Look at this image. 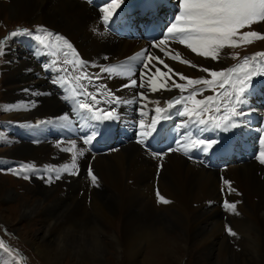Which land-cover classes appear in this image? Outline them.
I'll return each mask as SVG.
<instances>
[{
	"label": "bare ground",
	"instance_id": "obj_1",
	"mask_svg": "<svg viewBox=\"0 0 264 264\" xmlns=\"http://www.w3.org/2000/svg\"><path fill=\"white\" fill-rule=\"evenodd\" d=\"M8 1L0 10V15L7 18L6 23L13 20L32 23L42 21L40 24L62 34L74 49L75 55L69 58L77 55L80 62H88L93 73H100L102 79L97 81L99 88L96 93L102 98L108 93L121 98L118 111L124 119L139 125L136 133L141 134V128L142 134L147 131L152 120L159 114L155 110L167 106L173 95L184 96L187 107L192 102L187 98L190 92L205 86H189L186 80L169 73L167 68L152 57L159 56L175 73H182L192 79H211V76L182 61L216 70L225 69L230 62L226 51L228 46L219 50L217 60H212L192 53L178 40L159 44L158 39L153 45H148L139 38L134 41L118 39L105 31L101 23L104 13L97 7L90 6L86 0ZM171 1L177 5V0ZM125 3L123 1L122 5ZM6 49L7 55L4 56L0 69V94L4 101L1 110L5 112L3 117L7 119L0 120V127L4 129L9 125L7 121L22 120L28 127L36 128L41 121H53L65 114L69 116L67 107L59 99L58 91L47 78L41 76L39 66L25 57L23 48L13 44ZM172 55H177V59L172 60ZM145 56L150 60L144 62L146 67L141 68V61ZM128 58H134L138 63L121 68ZM129 67L134 74L129 75ZM156 68L167 75L160 76L155 71ZM141 72L143 88H121L122 84H130L131 79H137V83H141ZM153 81L158 86L165 85L169 90L158 88L153 92ZM174 82L184 84L185 90L181 92L176 89ZM204 88L202 93L206 91ZM24 89L40 94L32 95L23 91ZM171 91L176 93L170 94L166 99L157 101L154 98L158 93L163 96V93ZM140 92L144 96L138 95ZM251 94L249 93L248 103L244 107L246 116L241 117L239 126H243V122L254 121L248 118L252 114L260 115V120H264V107H260L255 97L254 100L250 98ZM203 95L204 93L199 99H203ZM125 100L133 102L125 104ZM30 101H35V104ZM12 105L15 107L10 108ZM193 107L197 106L187 108ZM184 118L191 121L187 116ZM204 119L209 126L207 117ZM141 120L143 125L139 123ZM256 130L249 129L251 133ZM195 133L198 134V131ZM11 135L12 137H7L10 144L19 142ZM221 142L225 143V140ZM187 143L190 145L191 142ZM81 147L83 146L78 141L75 148L70 141L38 144L19 142L13 150L8 151L11 159L36 164L41 167L39 171L47 168L55 174H61L62 178L55 188H48L40 180L36 181V185L28 189L32 197L20 195L16 188L8 186V180L12 179L0 175V204L5 205L4 216L1 215L0 220L17 225L15 231L20 233L25 223L39 221L38 230H23V233L47 263L63 264V259L71 255L78 263L88 260L90 264H109L106 255L110 247L118 259L124 256L133 263L157 264L156 254L161 247L168 245L172 252L169 258L178 263L187 254V251L180 254V250L196 247L195 258L199 262L204 261V264H264V256L261 254L264 252V244L260 235V231H264V167L260 166L257 159L245 162L239 158V163H233L235 160L231 159L221 178L219 171L207 169L175 151L167 152L164 158L154 157L142 146L130 143L120 150L97 157L85 149V154L81 157ZM65 148L70 151H63ZM261 151L264 150L258 144L257 156ZM73 156L77 157L75 168L72 166ZM66 165L76 174L64 171ZM89 167L98 178L96 185L92 184L88 175ZM225 180L231 181V186L225 184ZM230 188L236 191H230ZM157 191L170 202H160ZM225 199L239 201L236 204L239 215L228 210L226 222L228 224L231 220V224L236 227L235 231L242 230L246 236H243V250L240 253L231 249L224 232L226 225L221 203ZM8 200L14 202L6 204ZM159 207L164 209L161 211ZM88 209L92 211L87 212ZM7 210L9 215H6ZM92 224H96L98 229L95 230ZM239 247L241 248L240 245ZM158 256L165 257L163 262L169 261L163 253Z\"/></svg>",
	"mask_w": 264,
	"mask_h": 264
},
{
	"label": "snow or ice",
	"instance_id": "obj_2",
	"mask_svg": "<svg viewBox=\"0 0 264 264\" xmlns=\"http://www.w3.org/2000/svg\"><path fill=\"white\" fill-rule=\"evenodd\" d=\"M123 0H107V2L101 7V12L104 13L102 16L105 24H108L111 20L114 19L115 13L117 9L122 5ZM154 3V0H145V6L151 7ZM257 24H264V0H177V14L174 19L170 21L169 26L167 27L165 33L163 34V38L158 41L159 44H165L166 41L171 38L172 40H178L181 45H184L189 49L192 53L200 57L211 58L212 60H217L219 58V50L225 48L226 46H237V42H250L249 38H260L264 39V32L258 31H248L241 32L240 30L245 27H251ZM40 33H44L45 35H40ZM28 35L29 37L34 38L39 45H42L45 48L49 47L47 43V37L56 36L57 40L64 39L59 36V34H53L43 26H39L35 31L29 29H17L10 33L12 37H16L17 35ZM5 42L0 41V45H3ZM155 43V42H154ZM65 44L67 48L72 49L73 46L65 40ZM74 51V49H73ZM160 51H163L161 49ZM7 55V49L5 47H0V57ZM54 55V53H53ZM139 55V54H138ZM151 56V54H149ZM178 55V54H177ZM177 55H172L171 59L176 60ZM264 55V53H255L253 57L245 56L244 62L245 65L248 63L250 59H254L255 57H260ZM156 59L159 64L163 65L164 68H167L169 73H174L176 76H179L181 80H186L189 86H194L198 84H203L205 86H211L214 83L217 84L218 88L223 90L222 92H217L215 95L223 96L226 99L223 100V110L226 115L222 116V120L215 121L212 123L211 130H222L228 131L231 128H236L241 123V117L246 116L244 112V107L248 103V95L252 90L253 83L252 78L255 72V69H246L245 65H239L237 68H226L221 70H216L208 67H203L192 64L190 61H182L183 63L190 64L193 68H200L205 73H209L211 79L200 78V79H192L189 78L182 73H175L174 69H172L169 65L165 64L163 59L159 56L152 57ZM68 61H65L67 63ZM75 63V61H73ZM56 64V61L50 60L48 62V66L45 67V71H52L51 65ZM90 66L88 62H80L81 69ZM143 60L141 61V68L146 67ZM103 71V70H102ZM155 71L160 76L167 75L160 68H156ZM129 75L134 74L132 72L131 67L128 69ZM228 73L229 75H225ZM233 73H236V80H232ZM143 72H141V83H137V79H131L130 84H122L121 88H127L129 86L133 88H143L144 84L142 82ZM217 78H220L219 80ZM63 77L60 75V69L56 70V73L53 76L52 82L57 84L58 81L62 80ZM89 84L90 86H95L92 81L93 79H102L100 73H91L88 74ZM227 85V87H226ZM58 87H63L62 84H57ZM106 87V86H104ZM174 87L176 89L181 90L183 92L185 90V85L181 83H175ZM158 88H162L165 90H169L165 85H157L155 81L151 83V90L153 92L157 91ZM231 89V92L228 89ZM25 92H30L32 95H38L37 93L31 89H24ZM81 95L84 97L81 99H73V103L77 104L80 109L84 110L88 115L85 118L89 122V130L86 135L80 137L83 141L84 145H89L95 138L99 137L103 134L100 125L105 122H110L114 120H119L120 116L117 113L116 116H113L112 113L116 111V107H118L121 103V98L116 97L113 93V98L107 101L97 100V95L99 93H88L86 90L81 89ZM108 91H111L110 89ZM202 94V90L193 89L190 95L187 97L192 100L194 106L203 105L204 108L212 107L213 105L208 103L213 101V96H206L203 99H196V95ZM50 94V93H49ZM140 96H144L143 92L138 93ZM90 97V100H89ZM65 100H68L69 97L65 96ZM183 97L177 98L176 103L179 104ZM88 101V102H85ZM132 100H125L123 103L130 104ZM30 103L35 104V101H30ZM106 103V108H101L100 105ZM116 105L115 107L113 105ZM169 108L172 107V101H168ZM215 110L217 113H221V103H215ZM10 108H14L15 106H9ZM197 107H193L191 109L185 107L183 111H178L177 115L181 117L187 116L191 121V125L187 122L184 123V131L181 135L193 136L194 133L189 132L188 129L190 127H195L196 130L200 133L208 131V122L203 118L194 119V115L197 112ZM75 111V109H73ZM156 112H162L163 110L157 108ZM200 111H204V109H200ZM96 112H101V115H96ZM70 117L65 114L56 120L53 121H41V124L44 123H60L62 127L66 126L65 122H69ZM143 125V121L139 122ZM156 121L153 119L151 122L152 130L155 131ZM147 135H151L148 133ZM137 142L141 143L147 149L148 145L145 139L140 138V133H137ZM70 143L75 148L77 146L76 140H71ZM177 145H180V139L175 141ZM196 145L195 150L204 154H208L212 147L217 145L219 141L217 139H208L201 138L199 136L193 141ZM260 143L264 144V136L260 138ZM177 148L169 147L167 151L174 152L177 151ZM63 151L68 152L69 149L65 148ZM85 154V148L81 147L79 149V155L82 157ZM154 157L165 155L166 153H160L153 151L151 153ZM187 154V153H186ZM189 158H192L189 156ZM261 165H264V151H261L259 155L256 157ZM73 168H75L77 157L73 156L72 158ZM22 168L25 166L22 165ZM26 171L35 174V169L31 167L25 168ZM64 171L69 172V174H76L71 172L67 165L64 168ZM19 174V173H17ZM88 175L91 177V182L93 185L97 184V177L92 173L91 167L88 169ZM42 179L44 177H41ZM52 177L49 176L48 179ZM61 174L59 172L56 173L55 179H61ZM24 179H30L29 175H25ZM225 184L231 186V181L225 180ZM223 193V189L221 190ZM230 191H236L235 189H231ZM239 195V193H237ZM160 202L165 204L169 203L167 199L163 195L160 194L159 191L156 193ZM211 203V202H209ZM239 201H229L225 199L223 201V207L225 210H230L235 214L239 215L238 211H236V204ZM226 230L232 236H236L235 233L230 227L226 226Z\"/></svg>",
	"mask_w": 264,
	"mask_h": 264
},
{
	"label": "rangeland",
	"instance_id": "obj_3",
	"mask_svg": "<svg viewBox=\"0 0 264 264\" xmlns=\"http://www.w3.org/2000/svg\"><path fill=\"white\" fill-rule=\"evenodd\" d=\"M0 1L2 2V5H0V10L3 8V7H1V6H3V4L5 5V4L9 3L8 0H0ZM0 17H1L0 18V35H2L3 33H6V32H13L15 30V25H17V24L18 25H26V26H30L33 28H38L39 26H44L43 24H40V22H42V21L32 23V22H28V21H15V20H13V21H9V23H6L7 18L5 16L3 18V16H1V15H0ZM240 31L241 32H248V31L264 32V24H257V25H253L251 27H245L244 29H242ZM8 37L12 38L11 35H8ZM249 39H250V42H242V41L238 40L237 46H228L227 47L226 51H227L228 57L230 59V62L225 66L226 68H237L238 69L239 65H245V62L243 59L245 56L253 57V55L255 53H264V39H260V38H249ZM0 41H4V40L0 39ZM11 41H12L11 39L6 41V42H8V46L14 44ZM74 55H75V53L72 50L70 56H74ZM144 58L142 59L143 62H145V63L149 62L150 59H148V56L145 59ZM3 60H4V57H0V69L3 65ZM67 61H68L67 63H64L62 65V68L64 69V72H65L67 77L76 78V77L82 76L84 74H89V72L87 71L88 67L81 69L80 61L77 59V55H76V57L69 58ZM73 61H75V63H73ZM134 64H136V63H132V65H134ZM245 68L246 69H255V72L257 73V74L253 75L252 83L254 80H256L258 78H263L264 77V55H262L260 57H255L254 59H250L248 61V63L245 65ZM225 75L227 76L229 74L225 73ZM231 75H232V80L235 81L236 80V73H233ZM87 76H85V77H87ZM1 77H2V75L0 73V87H1V80H2ZM217 79L219 80L220 78H217ZM201 87H204V86H201ZM226 87H227V85H226ZM222 91L223 90L219 89L217 84L214 83L210 87L207 86L206 91L203 92L204 95L202 96V98H204L206 96H210V95L213 96V101L208 102V103L212 104L213 106L206 108V110L210 112L211 118H215V117H218L220 115L222 116L223 114H225V112L223 110V100L226 98L223 96L215 95V93L222 92ZM228 91L231 92V89L229 88ZM0 93H1V88H0ZM175 93L176 92H173V91L166 92V93L162 94L163 96H160L159 94H161V93H158L154 96V98L158 101V99L159 100L160 99H166L170 94H175ZM202 94L196 95V98L199 99V97ZM217 102L221 103V113H217L215 110L214 105ZM183 103L185 104L186 102L183 101ZM190 103L191 104L187 105V107L193 105L192 102H190ZM262 103L263 104H261L260 107L262 105H264V102H262ZM3 105H4V101L1 99V94H0V120L7 119L6 117H3V115H6L5 112L3 110H1V106H3ZM262 107H264V106H262ZM203 108H204V106L201 105L197 109L200 110ZM201 112H203V111H201ZM203 114H205V113L203 112ZM7 122L6 123L9 125L15 124V125L27 126L24 123V121H22V120H14V121H7ZM263 123H264V120H260V124L263 125V127H261L260 138L262 137V135L264 136V124ZM9 125H6V127L4 129H3V127H0V161L3 162L5 165V166H0V175L3 177L8 176L13 180V181L10 179L8 180V186H13V188H16L20 192V195L26 194V196H31V194L28 193V189L29 188L32 189L36 185V181H38V180L43 182V184L45 186H47L48 188H55L56 186H58L59 180H57L53 177L50 180L54 181L56 183H50L51 181L47 180L48 177L50 176L49 170L47 168H44V169L46 172L48 171V174L44 173V174L38 176L39 178L36 179L37 172H38V174L40 172L41 173L44 172V171H39V169L41 168L40 166L33 164V163H28V162L22 161L20 159H15L16 160L15 161L14 159H11L8 156V151L13 150V148L16 147L19 143V142H14V143L10 144L9 140L7 139V137L8 138L12 137V135H11L12 133H9V132H11L10 128H8ZM4 131H6V132H4ZM223 140H225V139L222 138L221 141H223ZM59 147L61 149L63 148L62 145L61 146L59 145ZM247 164H250V163H247ZM22 165H24L25 167L22 168L21 167ZM260 166L264 167V165H260ZM27 167H31L32 169H35V174H32V173L26 171L25 168H27ZM94 169H96L95 166H94ZM22 171H23V173H21ZM17 173H19V174H17ZM259 174H261V173L259 172ZM25 175H29L30 179H24ZM159 175H160V173H159ZM41 177H44V178L42 179ZM158 182H159V180H158ZM13 202H14L13 200H8L6 202V204H12ZM17 202H18V200H16L15 203H17ZM1 206H3V207H1ZM4 206L5 205L0 204V216L1 215L4 216V213H3L4 208H5ZM89 206L90 205H88V207ZM221 206H222L221 210L223 211L222 215L224 216L223 218L225 220L224 225L230 227L235 233H237L236 236H232L228 233V231L225 228L224 232H225L227 239H228L227 242L229 244H231V249L233 251H235L236 253H240L243 250L241 242L244 240V237H246V236L242 230L240 232H238L236 229V231H235L236 227L233 224H231L232 223L231 220H229V222L227 224L226 221H227L228 215L226 213L228 210H225V208L223 207V203H221ZM160 209L162 211L164 208H160ZM91 211H92V209H90L87 212H91ZM8 213H9V211L7 210L6 215H9ZM38 223H39V221H33V222L29 221L28 223H25L24 228H21L22 232L20 233V232L15 231L18 228L17 225L16 226L10 225L6 220L5 221L0 220V264H50V263H47V261L45 259H43L42 257H40L37 254L34 247L28 242L27 235L25 233H23V230H25V232H28L30 230H32V231L38 230V228H39L37 226ZM92 225L94 226L95 230L98 229L96 227L97 226L96 224H92ZM260 235H261V241L264 244V231L263 230L260 231ZM107 243H108V241H107ZM239 245L241 246V248L239 247ZM186 251H187V254L185 253ZM195 251H196V247H193V249H189V250H185V251L180 250V254L181 253L182 254L185 253V254L181 257L180 263H178V262H175L173 259L169 258L172 255V252H171L170 247L168 245H164L163 247H161L160 251L156 254L157 258L155 260H156L157 264H160V262H161V264L162 263L163 264H204L203 263L204 261L199 262L195 258V254H194ZM263 251H264V249H263ZM160 253H163L166 257H168L169 261L163 262V259L165 257L158 256ZM115 254L116 253L114 251H112L109 247V251L106 255V260L109 264H138V263H133L131 260H126L124 256H120L118 259V258H116L117 254L116 255ZM261 254H262V256H264V252H261ZM148 256H149V254H148ZM62 263L63 264H74V263L75 264H90V262H88V260L83 261V263H78L77 259L75 260L71 255H68L67 257H65L63 259ZM247 264H255V263L249 262Z\"/></svg>",
	"mask_w": 264,
	"mask_h": 264
}]
</instances>
